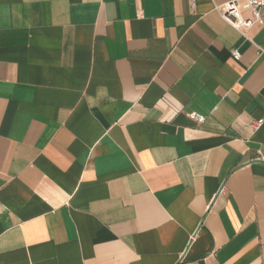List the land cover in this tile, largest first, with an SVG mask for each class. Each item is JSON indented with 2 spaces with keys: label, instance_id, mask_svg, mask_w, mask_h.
Returning a JSON list of instances; mask_svg holds the SVG:
<instances>
[{
  "label": "crops",
  "instance_id": "crops-1",
  "mask_svg": "<svg viewBox=\"0 0 264 264\" xmlns=\"http://www.w3.org/2000/svg\"><path fill=\"white\" fill-rule=\"evenodd\" d=\"M227 1L0 0V264H264V24Z\"/></svg>",
  "mask_w": 264,
  "mask_h": 264
},
{
  "label": "built area",
  "instance_id": "built-area-1",
  "mask_svg": "<svg viewBox=\"0 0 264 264\" xmlns=\"http://www.w3.org/2000/svg\"><path fill=\"white\" fill-rule=\"evenodd\" d=\"M197 0H191V7L195 9ZM222 18L238 29L248 39L246 31L254 27L256 24H264V0H228L222 5L216 7ZM248 13V15H247ZM260 53L264 54V50L260 49ZM234 58L240 59L241 53L234 51ZM190 117L202 123L205 117L200 113H192ZM264 123V118L253 123L254 129H258Z\"/></svg>",
  "mask_w": 264,
  "mask_h": 264
}]
</instances>
